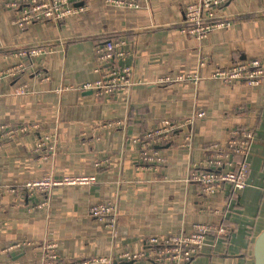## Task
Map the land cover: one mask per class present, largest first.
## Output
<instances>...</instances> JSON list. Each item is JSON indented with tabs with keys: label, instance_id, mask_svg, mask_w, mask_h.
<instances>
[{
	"label": "crops",
	"instance_id": "crops-1",
	"mask_svg": "<svg viewBox=\"0 0 264 264\" xmlns=\"http://www.w3.org/2000/svg\"><path fill=\"white\" fill-rule=\"evenodd\" d=\"M9 1L0 0V72L7 67L18 70L0 77V123L36 122L39 131L0 143V243L51 239L64 262L107 256L113 259L110 264H155L149 258H115L123 252H147L152 235L177 233L203 222L229 232L208 233L190 264H254L253 243L264 229V81L226 83L212 72L264 57V0L223 5L220 14L231 25L202 41L178 31L184 4L191 0H137L138 8L86 0L81 13L25 27L13 24L16 9L7 7ZM115 37L127 41L125 62L132 66L134 85L102 97L78 88L99 75L94 49ZM34 45L44 47V53L16 54ZM186 73L198 75V82H157ZM18 86L27 92L17 95ZM62 87L68 89L60 91ZM199 111L204 116L193 122L191 150L165 145L160 149L165 163L157 173L135 169L137 144L132 138L165 117L182 119ZM113 121L121 127L104 126ZM234 128L253 131L250 155L245 157L248 184L242 190L225 184L207 195L198 183L187 180V166L207 157V146L224 143ZM42 136L50 137L53 145L45 161L32 152ZM103 158L108 164L95 169L94 161ZM46 173L58 180L93 176L94 182L54 187L47 208L35 213H28L26 197L2 192L5 184ZM42 198L37 195L31 201ZM107 201L117 208L115 230L89 215L92 205ZM41 252L36 246L0 255V264H41Z\"/></svg>",
	"mask_w": 264,
	"mask_h": 264
},
{
	"label": "built area",
	"instance_id": "built-area-1",
	"mask_svg": "<svg viewBox=\"0 0 264 264\" xmlns=\"http://www.w3.org/2000/svg\"><path fill=\"white\" fill-rule=\"evenodd\" d=\"M86 0H10L8 8L16 9L13 24L25 27L38 21H59L66 16L81 13L85 8ZM232 0H191L184 4V17L179 23L178 31L181 35L190 36L198 41L206 39L208 35L219 28L231 25L229 18H224L220 12L223 5ZM108 6L122 8H138L137 0H103ZM127 41L123 37L109 38L94 49L97 62L96 72L98 77L89 83H83L81 90H93L96 97L109 96L117 91H129L134 85L132 66L125 62L128 54ZM44 53V47L34 45L20 49L16 54L20 56H38ZM104 64L109 66L105 69ZM18 67H7L0 72V77L15 74ZM214 78H219L226 83L242 81L248 85H259L264 81V57L251 58L238 61L225 67H219L212 72ZM48 80L47 76L42 77ZM189 80L198 82L196 74H175L158 78L160 83H174ZM62 87L60 91L67 90ZM14 92L25 94L27 89L18 86ZM204 116V112H194L189 117L175 119L165 117L158 126L153 127L132 138L137 144V157L135 169L137 171L158 172L165 163V157L160 153L161 147L168 145L175 149H188L193 147L192 126L196 118ZM121 127L119 121L104 125ZM188 127L187 131L182 128ZM39 131V124L32 123H0V143H5L24 135H34ZM48 136L39 137L33 146L32 152L41 161L48 159L46 154L52 150L53 145ZM253 131L248 128H234L230 130L224 143L214 142L207 146V157L191 161L187 166V180L200 185L203 193L213 195L225 184L234 190H242L248 184L249 165L245 160L250 155ZM241 158L237 161L236 158ZM108 164V158L94 161L95 169H101ZM91 183L94 177L77 176L55 179L51 174L27 180L21 184H5L2 192L5 195L19 198L26 197L28 213H35L48 206L47 196L58 185L68 183ZM43 198L31 201L35 196ZM116 205L110 201L99 202L89 209V215L99 221L103 226L112 230L116 229ZM229 229L222 225L194 222L186 230L164 236L152 235L148 238L147 252H123L115 259L130 261L139 258H149L155 264H190L200 253L204 238L208 233L226 234ZM40 246L41 264H110L113 260L107 256H94L77 261L64 262L60 258L58 243L51 239L36 242L31 239L18 240L6 244L0 243V255L10 256L15 252L27 248Z\"/></svg>",
	"mask_w": 264,
	"mask_h": 264
},
{
	"label": "water",
	"instance_id": "water-1",
	"mask_svg": "<svg viewBox=\"0 0 264 264\" xmlns=\"http://www.w3.org/2000/svg\"><path fill=\"white\" fill-rule=\"evenodd\" d=\"M254 264H264V229H262L253 243Z\"/></svg>",
	"mask_w": 264,
	"mask_h": 264
}]
</instances>
